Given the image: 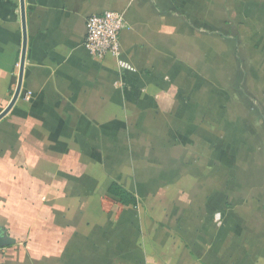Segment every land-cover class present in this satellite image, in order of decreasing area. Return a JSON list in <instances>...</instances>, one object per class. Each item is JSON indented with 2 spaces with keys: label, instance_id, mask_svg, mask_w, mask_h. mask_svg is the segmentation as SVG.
<instances>
[{
  "label": "crops",
  "instance_id": "crops-1",
  "mask_svg": "<svg viewBox=\"0 0 264 264\" xmlns=\"http://www.w3.org/2000/svg\"><path fill=\"white\" fill-rule=\"evenodd\" d=\"M23 4L0 264H264V0ZM105 12L130 70L83 47ZM22 39L20 0H0V113Z\"/></svg>",
  "mask_w": 264,
  "mask_h": 264
},
{
  "label": "built area",
  "instance_id": "built-area-1",
  "mask_svg": "<svg viewBox=\"0 0 264 264\" xmlns=\"http://www.w3.org/2000/svg\"><path fill=\"white\" fill-rule=\"evenodd\" d=\"M124 27V17L118 12H105L88 17L85 24L84 49L91 57L98 59L112 56L117 60L120 69L130 70V67L119 59L120 33ZM215 219H218V214L215 215Z\"/></svg>",
  "mask_w": 264,
  "mask_h": 264
},
{
  "label": "water",
  "instance_id": "water-1",
  "mask_svg": "<svg viewBox=\"0 0 264 264\" xmlns=\"http://www.w3.org/2000/svg\"><path fill=\"white\" fill-rule=\"evenodd\" d=\"M20 11H21V27H22V50H21V57H20V64H19V74L15 92L12 96V99L8 106L0 113V120L9 112V110L14 105L15 101L17 100L20 89H21V81H22V73H23V64L25 58V46H26V32H25V18H24V4L23 0H20ZM10 240L5 234H3L2 230H0V247L4 245H9Z\"/></svg>",
  "mask_w": 264,
  "mask_h": 264
},
{
  "label": "trees",
  "instance_id": "trees-1",
  "mask_svg": "<svg viewBox=\"0 0 264 264\" xmlns=\"http://www.w3.org/2000/svg\"><path fill=\"white\" fill-rule=\"evenodd\" d=\"M112 189H114L115 193H117V196H118V198L120 199V202L123 205H129V204L135 203V200L130 195H128L126 192H124L123 190L119 189L115 185L112 186L111 190Z\"/></svg>",
  "mask_w": 264,
  "mask_h": 264
}]
</instances>
